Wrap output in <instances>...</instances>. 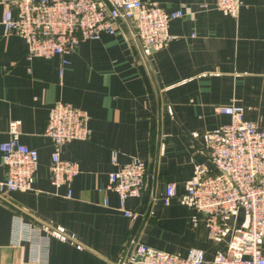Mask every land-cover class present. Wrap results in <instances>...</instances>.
<instances>
[{"label":"crops","instance_id":"1","mask_svg":"<svg viewBox=\"0 0 264 264\" xmlns=\"http://www.w3.org/2000/svg\"><path fill=\"white\" fill-rule=\"evenodd\" d=\"M15 1L0 0V148L10 123L21 122L39 167L32 192L0 197V264H137L132 242L180 257L200 250L213 264L230 236L211 240L184 197L200 168L214 171L208 138L232 121L218 110L239 106L264 131V0H241L238 18L218 11L217 0H142L186 13L171 23L166 48L147 51L121 23L115 35L79 44L66 66L59 57L28 61L25 41L5 35ZM59 102L88 114L90 140L57 148L45 135ZM56 153L80 166L71 186L52 184ZM114 154L118 166L147 165L141 198L126 201L131 218L108 191ZM169 184L177 196L165 206ZM228 224L245 228L244 213Z\"/></svg>","mask_w":264,"mask_h":264},{"label":"built area","instance_id":"2","mask_svg":"<svg viewBox=\"0 0 264 264\" xmlns=\"http://www.w3.org/2000/svg\"><path fill=\"white\" fill-rule=\"evenodd\" d=\"M216 9L225 16L238 18L241 0H217ZM186 13H168L142 0H17L6 9L2 26L5 35L22 38L27 46L26 59L51 60L59 57L62 65L79 44L98 41L103 34L115 35L117 26L129 24L132 36L149 52L166 48L172 40L170 25L183 19ZM218 113L231 117V123L209 136L210 160L214 171L200 168L189 185L185 201L205 217L209 236L219 242L230 236L226 253L216 256L213 264H264V131L255 123L245 121L239 106L223 108ZM89 116L71 104L59 102L52 108L45 135L57 148L75 141H88L91 132ZM0 166L7 170L5 182H0V197L12 193L33 191L39 167V154L21 142V122L9 125V140L2 144ZM110 174L108 191L116 193L128 218L126 201L141 198L145 187L147 165L135 161L118 166ZM52 184L71 186L80 174L76 162L52 156ZM177 196L174 184L167 186L163 199L169 206ZM108 205V202H106ZM243 212L246 227L229 225ZM137 246V264H206L202 251L193 249L187 257L170 254L132 242ZM28 264H43L40 258Z\"/></svg>","mask_w":264,"mask_h":264}]
</instances>
